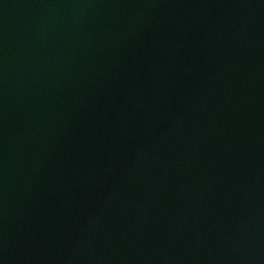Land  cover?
Here are the masks:
<instances>
[{
    "label": "water",
    "instance_id": "1",
    "mask_svg": "<svg viewBox=\"0 0 264 264\" xmlns=\"http://www.w3.org/2000/svg\"><path fill=\"white\" fill-rule=\"evenodd\" d=\"M0 264H264V0H0Z\"/></svg>",
    "mask_w": 264,
    "mask_h": 264
}]
</instances>
